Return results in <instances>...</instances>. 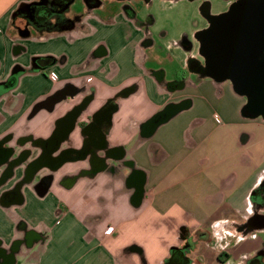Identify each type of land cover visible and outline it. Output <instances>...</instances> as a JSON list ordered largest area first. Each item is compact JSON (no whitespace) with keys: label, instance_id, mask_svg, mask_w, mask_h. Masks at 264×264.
I'll return each instance as SVG.
<instances>
[{"label":"crops","instance_id":"obj_1","mask_svg":"<svg viewBox=\"0 0 264 264\" xmlns=\"http://www.w3.org/2000/svg\"><path fill=\"white\" fill-rule=\"evenodd\" d=\"M235 1L213 13L204 1L209 17L165 42L150 30L152 16L137 18L130 4L126 17L121 8L98 17L99 1L68 28L22 33L17 12L54 0H0V138L11 135L1 148L12 149L7 160L23 154L9 171L0 163L7 264H165L183 245L181 231L223 240L225 264L261 245L259 229L244 223L264 181V117L246 110L229 78L210 75L196 38ZM117 16L119 37H99ZM164 58L168 71L155 65ZM64 90L71 93L51 109L40 107ZM178 103L187 107L144 133L151 117Z\"/></svg>","mask_w":264,"mask_h":264},{"label":"water","instance_id":"obj_2","mask_svg":"<svg viewBox=\"0 0 264 264\" xmlns=\"http://www.w3.org/2000/svg\"><path fill=\"white\" fill-rule=\"evenodd\" d=\"M196 38L210 75L216 79L229 78L237 92L246 96V110L252 116L264 117V0L238 1L231 10L218 15L213 25L199 31ZM70 93L58 91L40 107L51 109ZM185 107L184 103L166 106L158 117L149 119L144 133L150 134L159 123ZM74 112L69 114L71 123L65 135L74 127L79 114ZM58 145V141L52 144L50 152L57 150Z\"/></svg>","mask_w":264,"mask_h":264},{"label":"rangeland","instance_id":"obj_3","mask_svg":"<svg viewBox=\"0 0 264 264\" xmlns=\"http://www.w3.org/2000/svg\"><path fill=\"white\" fill-rule=\"evenodd\" d=\"M98 1L101 2V5L96 8L94 7L95 11L98 13V17L113 18L114 14H119V8H121L122 10V7H124V5L130 4L135 11L137 18L140 17L146 21L149 16H152L153 22L150 25V30L154 32L155 37L159 38L160 40H167L170 42L181 38L184 32L190 33L193 30L195 21H197L199 24L203 23V17H206L203 13V10L205 8V6L203 5L204 1H208L210 3L211 13L217 12L220 9L219 3L222 2V0ZM87 9L88 8L86 0H74L69 7L63 9L62 15L67 19H75L78 16H86L88 14ZM122 11L121 14H125L124 16L126 17V12L124 10ZM120 19L121 16H117L115 18L116 24L111 28L98 30V36L103 39L107 37L116 39V37H119V33L122 32L123 27L120 25L122 22L120 21ZM125 23H127V20L123 21L124 25ZM126 32L129 34V31L126 30ZM162 34L166 35L163 36ZM167 62L168 60L164 58L162 60V64L159 65V62L155 65L159 67L163 66L162 68L168 71L170 70L171 65ZM20 230L21 233L24 231V229ZM16 231H19L18 227H16ZM254 237L256 239L264 241V231L261 230L256 232V235ZM252 239L253 237H250L247 240L252 241ZM187 243L189 246V264H221V261L225 259V255L227 254L226 251L222 250L221 246L223 245L224 241L221 239L219 241L217 238H214L212 239V241H206L202 236H196L195 239H187Z\"/></svg>","mask_w":264,"mask_h":264},{"label":"flooded vegetation","instance_id":"obj_4","mask_svg":"<svg viewBox=\"0 0 264 264\" xmlns=\"http://www.w3.org/2000/svg\"><path fill=\"white\" fill-rule=\"evenodd\" d=\"M148 1V0H145ZM240 1L236 0L231 7H229L228 11L231 10L235 6V4ZM65 6H57L54 2L53 4L49 5L45 2L35 4L29 8H22L20 11L17 12V15L24 16L25 19V27L21 29L22 33H29V30L27 27L34 26V27H42V26H52L57 23H67L69 21H72L71 19L63 18L62 15L63 9ZM203 13L206 17H203V21L207 19L208 13L204 9ZM212 21H209L207 28H209L211 25L215 23V19H211ZM198 34V33H197ZM264 51V50H263ZM264 53V52H263ZM13 80L9 82V84H12ZM115 107L113 103L109 104L105 110L106 113H109L110 110H112ZM157 117L159 115H156ZM11 137L10 134L4 135L0 138V163H7V170L9 171L14 165H16L23 157V154H19L12 160H7V154H11V148L2 149L1 145L3 142L9 140ZM4 153V155H3ZM6 155V156H5ZM43 185V184H42ZM261 195V196H260ZM260 196V197H259ZM262 198L264 199V181L257 187L255 192L253 193V199H254V207L255 211L251 214V216L246 220L244 223V228L249 231L257 230L258 231H264V212H261V209L264 208V200L262 201ZM260 210V212H259ZM252 229V230H251ZM255 232V231H254ZM245 235V234H244ZM183 238V245L180 248V251H174L172 256H170V260L172 264H189V246L187 243V239H195L196 236H190L187 234L186 236H181ZM17 246V245H16ZM12 250L15 249V247H11ZM12 251H5L4 249H0V264H7L10 263V260L12 258L11 255ZM227 254L225 255V259L221 261V264H225V261L227 259ZM240 264H264V241H262L261 245L252 252L250 255H246L243 257Z\"/></svg>","mask_w":264,"mask_h":264},{"label":"trees","instance_id":"obj_5","mask_svg":"<svg viewBox=\"0 0 264 264\" xmlns=\"http://www.w3.org/2000/svg\"><path fill=\"white\" fill-rule=\"evenodd\" d=\"M87 1V4L89 6H96L99 4V1L98 0H86ZM71 2V0H54V3L57 5V6H66L67 4H69ZM76 19V18H75ZM72 21H69L67 23H57L56 25H54L56 28H68L72 25ZM188 234V232L186 231L184 233V231H181V236H186ZM174 251H180V248H173L172 251H171V254L174 253ZM172 256V255H171ZM165 264H172L171 263V260H170V257L166 259L165 261Z\"/></svg>","mask_w":264,"mask_h":264},{"label":"built area","instance_id":"obj_6","mask_svg":"<svg viewBox=\"0 0 264 264\" xmlns=\"http://www.w3.org/2000/svg\"><path fill=\"white\" fill-rule=\"evenodd\" d=\"M48 77H49V79L52 80V81H55V80H56V75L53 74V73H48ZM90 80H91V78L88 79V81H90ZM215 119H216V120H219V117L216 116ZM112 231H113V228H109V229L107 230V234H110Z\"/></svg>","mask_w":264,"mask_h":264}]
</instances>
